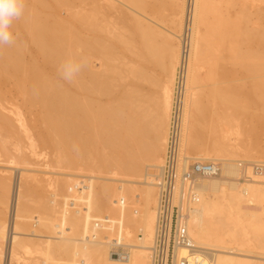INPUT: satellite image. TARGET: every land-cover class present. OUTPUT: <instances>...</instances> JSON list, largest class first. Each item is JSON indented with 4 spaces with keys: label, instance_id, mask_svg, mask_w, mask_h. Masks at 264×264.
I'll return each instance as SVG.
<instances>
[{
    "label": "bare ground",
    "instance_id": "1",
    "mask_svg": "<svg viewBox=\"0 0 264 264\" xmlns=\"http://www.w3.org/2000/svg\"><path fill=\"white\" fill-rule=\"evenodd\" d=\"M81 1L86 2V0ZM100 1L102 0H90L93 7L88 12H81L77 9L79 6H74L72 0H32L29 10L25 11L26 14L23 15L26 19L23 27L27 31L25 42L14 38L15 42L9 49L11 51L8 50L11 53L8 59L19 71L21 54L30 53V59L25 60L26 72L23 71L25 72L23 77L27 84H30H28V88L31 87L29 91L33 99L37 97L36 94L38 97L40 94L43 98L41 96L39 98L43 101L49 100L48 107L47 104L45 107L47 109L50 106L53 111L49 108L46 112L50 113H46L43 109L45 115L43 112L41 117L46 120L48 125L50 124L48 126L50 129L59 131L60 134L64 132L62 143H67L64 147L75 144L80 153H91L87 156L93 163L95 161L94 164L97 166L92 164L94 169L98 167L102 172L111 175L126 171L133 178H144L147 186L127 188L105 185L106 187L101 189L103 193L107 191V195L109 194L107 196V213L114 216L115 222L90 224V227L82 229L79 217L63 215L67 209L64 210L65 212L63 211L62 216L60 212L58 213L59 218L55 212L54 219L57 220L52 219L48 223L58 227L55 239L61 240L60 245L67 248V250L59 252L58 258H56L54 252L46 245L45 239L40 238L42 236L41 229L36 230L37 233H40L37 234L38 240H36L37 236L34 239L33 232L24 227L27 225L25 222L18 223L17 214L21 211H28L29 207L22 197H27L25 195L31 193L29 190H26L29 192L25 195L20 192L18 188L20 175L18 174L17 184L15 187L13 186L11 194L13 195L14 192L16 194L14 205L16 218L15 233L10 245L9 264H152L159 204L157 185L160 184L158 182L162 178L164 159L163 156L159 157V147L158 151L155 149L159 155L150 148L151 152H145L148 145L144 140V135L147 134L151 124L148 122L149 115L140 103L143 94L136 85L134 88L131 87L132 89L129 87V90L122 89L123 80L129 70L125 67L129 65L124 66L126 63L124 60H122L124 63L121 61L119 54L129 48L137 58L141 47L144 49L143 53L145 50L148 53H153V58L157 63H161L167 75V80L165 79L166 81L162 85L163 89L161 88V97L159 96V99L161 98L158 108L160 111L159 114L157 113L159 124L156 122L163 132L161 150H167L166 142H168L167 135L172 118L176 75L179 66L184 61V63L186 62V80L180 118L179 175L180 178H183V172L190 161L189 158H197V161L210 160L219 166L217 174H206L198 178L195 201H187L182 192L178 193L176 198L181 212L186 214V226L191 238L198 246L204 248V255L199 257L195 264H264V139L262 141V134H264V25L249 26L250 13L244 0H175L174 5L176 4L177 10L175 12L180 16L173 22L177 26L175 29L179 30L159 31L151 22H147L140 16L128 19L131 21L130 23L125 21L124 30H120L121 28L118 29L114 19H101L100 7L103 4L100 6ZM115 1L126 4L123 0H111L109 5L117 8ZM125 1L143 11L150 8L158 9L155 0ZM190 2L192 12L191 19H189L190 27H188L187 19L189 17L186 19L184 13L188 10ZM240 3L243 4V8L239 15L232 16L226 11L225 5ZM261 4H263L262 0ZM60 6H65L62 7L63 10L66 7L70 10V15L67 18L61 16ZM81 7L80 4L79 8L81 9ZM183 15L186 19L184 26ZM260 16L264 19V8L260 11ZM80 21L85 29L84 36L80 33L82 31V29L80 31V25L78 26ZM17 27L20 26L17 25ZM182 27H184V32L180 34L178 31L183 30ZM19 37L21 38L20 35ZM186 47L187 52L185 51ZM24 49L27 50L26 53H23ZM2 55L4 56V54ZM95 56L102 59L101 69L97 70L94 67L93 58ZM0 57L2 56L0 55ZM68 58L85 62V66L71 83L64 81L58 71L61 63ZM137 60L133 62L135 64L131 66L130 72L134 77L143 78L145 76L144 78H148L146 72L144 73L145 69L143 70L138 64L140 61L136 63ZM9 61L6 62L9 63ZM204 70L205 73H203ZM240 74L247 80L242 84H237L236 81L239 80ZM200 81L210 86L204 108L199 106L201 101H199L197 88ZM70 87H75L76 93L75 88ZM23 95L25 97V93ZM103 96H108L109 102L103 103L101 99ZM38 97L37 99H39ZM47 97L51 99V102ZM52 97L55 99L57 97V100H52ZM66 99L68 103L65 102ZM59 100L66 104H60ZM69 101H71L70 104ZM199 107L204 109V113L205 109L207 111L208 137H210L207 151L213 153L214 157H191L186 154L187 150L185 151L190 145L193 125L197 122V120L194 122L197 119L195 115ZM15 114L19 125L28 131L20 111ZM13 122L8 118L5 121L8 127L13 126ZM156 124L154 127L157 129ZM6 126L4 127L6 128ZM234 130H237L238 136L245 137L242 144L246 145L247 154L242 155L241 151L239 153V146L242 145L241 141L243 140L240 141L239 137L234 139L231 136ZM59 133L58 135H60ZM30 142L34 147L35 140L31 139ZM101 142L106 144L104 152H101L98 146ZM94 147V151L98 149L97 153L101 152L102 154H99V159L97 156L96 160L94 156H91L93 153L97 155L95 152L92 153ZM67 148L70 149V147ZM75 151H77L76 148ZM181 151L183 156H181ZM63 153L64 151L59 152L60 158L63 155L65 160L70 161L73 155L69 154L70 158L68 159ZM72 153L77 155V152ZM87 156H83L85 160L88 158ZM77 157L79 156L77 155ZM12 158L16 159L14 155ZM63 158L60 161H63ZM142 158L148 163L142 164ZM74 159H77L76 156ZM155 159L157 162H153ZM89 160L87 159L86 162ZM67 162L59 164L63 166L67 165ZM81 162L83 161L81 160ZM243 162H247V164L242 168L245 164ZM71 165L74 164L71 162ZM148 166L161 168L159 179L157 173L147 172ZM65 183L67 184V181ZM83 184L82 186H84ZM50 185L52 186V183ZM73 186L70 185L67 188L73 192L72 195L75 199L82 198L83 194L88 192L91 196L90 206L92 208L102 203L99 196L102 193L99 194L94 185L85 183L82 191L77 187H75L77 190L73 191ZM12 199L13 196L9 211L12 207ZM137 202L141 209H133ZM39 217L36 220L39 225L47 223L46 219ZM131 225L138 226L137 228L144 231V236L135 237L132 239L133 242L130 239L132 243H128L124 241L125 236L123 237L122 233L124 232L123 235L127 234L129 237L132 236ZM22 227L26 230H23ZM2 231L3 234L0 235L1 259L4 242H6V229ZM25 231L32 233L28 236L29 232ZM79 231L85 232L88 237H75L77 240L85 242L80 245L76 243L74 246L78 247L79 245V249H74L70 242L71 239H74L73 234ZM114 239L121 240L122 243L128 245L129 258L122 259L111 255L110 248ZM181 254L186 255L187 250L182 249Z\"/></svg>",
    "mask_w": 264,
    "mask_h": 264
},
{
    "label": "rangeland",
    "instance_id": "2",
    "mask_svg": "<svg viewBox=\"0 0 264 264\" xmlns=\"http://www.w3.org/2000/svg\"><path fill=\"white\" fill-rule=\"evenodd\" d=\"M28 1H29V3H28ZM72 1H73L74 6H76V7L77 6L80 7V4H81V6L83 8L82 7H81V9L79 7L77 8L81 12H88L89 9H91L93 7L92 2H90V0H86V2L81 1V0H78L79 2L78 1L75 2L76 0L75 1L72 0ZM123 1L126 4L119 3L117 1H115L117 3V8H114L111 5H109L111 0L100 1V6H102L101 4H103V6L100 7L101 19H105V18L112 19V20L114 19L113 21L117 22L118 29L121 28L120 30H124V25L126 24V22H129V23L131 22L128 19H134L135 16H140L142 19L144 18L147 22H149V23L151 22V24L154 27L156 26L159 31L168 32L169 30H175V31L179 30V29H175V28H177V26H176V24H174V22L177 20V17L180 16L176 13L177 12L176 4L174 5L175 0H155L154 2H155V5H157L158 9L153 10L152 8H150V9H147L145 11L138 9L137 7L133 6L131 3H129L125 0H123ZM31 2H32V0H27V1L25 0V9L27 8L26 10L24 9L25 14H26L27 10H29V8L31 6ZM26 3H28V4H26ZM78 3H80V4H78ZM244 3L247 5L246 7H248V10L250 13L249 26L250 27H257V26L260 27V25L263 26L264 25V19L260 16V11L264 8L263 7L264 1L262 0L263 4H261V0H253V1L252 0H250V1L244 0ZM190 4H191V2H190ZM190 4L188 5V8H187L189 11L186 10V13H184L186 19L189 17L187 19V23L189 22L188 27H190V20L189 19H191V12H192V4L191 5ZM85 5H86V7H85ZM62 7H65V6H60L59 10H61V11H59V10L58 11L60 12L62 17L66 16L65 18H67L70 15V10H68L67 7L65 8L66 10L65 9L63 10ZM225 7H227L226 11H228V13L230 15L237 16L240 14V12L243 8V4L242 3H240V4H229L227 6L225 5ZM60 8H62V9H60ZM187 11H188V13H187ZM25 14H23V15H25ZM103 14H104V16H103ZM105 14L106 15L108 14V15L106 16ZM184 15H183V17H184ZM185 17L183 18V26H184V23L186 22ZM25 20H26L25 16H22L21 19L18 21L19 24H18L17 20H15L11 26V31L13 33L14 38L19 39L20 41L22 40V42H25V38H26L25 35L27 34L25 27H23V23L25 22ZM15 22H17V24H15ZM82 24L83 23L81 21L78 22V26L80 25L79 26L80 31L82 29V31L80 32V33H82L81 35L85 34V29H84V26ZM17 25L20 27H17ZM18 28H19V30H18ZM182 29L183 30L178 31V33L183 34L182 32H184V27H182ZM19 35L21 36V38L19 37ZM22 35H24V36H22ZM160 41H161V38H160ZM4 47H6V49H4ZM11 47H12V45L0 46V48H1L0 49V55L2 56V57H0V63L3 59H6L5 61L3 60V62L0 64V108H1L0 109V235L3 234L2 230L6 229V231H7V219H8V215H9V207H10V203H11V198L13 196V195H11L12 189H13V186L15 187L17 184V180H18L17 177H19L18 176V174H19L20 175V179H19L20 183H19L18 188H19L20 192L23 193L24 195H25V193L27 194L29 191L31 193H29L30 195H25L27 197H22V199L23 198L25 199V201L29 205V207H28V211H21V212H19V214H17V220L19 221L18 223L20 224V222L21 223L25 222L28 225V227H27V225H24V227H26V229L28 228V230L32 231L33 233L29 232V231H28L29 233L27 231H25V232L28 233V236L32 233V237H34V239L37 236V234L41 233L42 236H40V238L45 239L46 245L48 247H50V249L54 252L55 257L58 258V253L61 251L67 250V248L60 245L61 240L55 239V235L57 234V228L58 227H56V225H53V224L51 225L48 222H51L52 219L57 220V219H54V217L59 212L62 216V214L65 212L64 210L67 209V211L63 214L64 216L75 215L76 218L79 217L81 219V221H80L81 225L83 226L82 229L90 227V224L92 225V224L100 223V222H115L116 219L114 218V216L107 213L108 212L107 211V198H108L107 196L109 194L107 195V193H108L107 191H104V193H103L101 191V189L103 190V187H106V186H109V187L110 186L111 187L112 186H115V187L121 186V187H127V188H143V187L147 186V183L145 182L144 178H142V179L133 178V177L129 176L126 171H122L120 173L113 174V175L104 173L101 170H99L98 167H96L97 165L94 164L95 161L93 163L92 160L91 161L89 160V157L87 155H89L91 153H89V154L80 153L75 144H74V146H73V144H69L71 146L68 145V146L64 147L67 144V143H65V144L62 143L63 142L62 139L64 137V135H63L64 132L61 133L62 134L61 135L59 133V131H54L53 129H50L48 127L50 124L48 125L45 122L46 120H44L41 117V115L44 112L43 109H45V112H46V110L50 108V106L47 109L45 107L46 104H47L46 106L48 107V105H49L48 101L49 100H46V102H45V100L43 101V99L39 98L41 96L40 94H39V97L37 94H36V96L41 100L37 99V97H35V99H33L30 96V91H29V89L31 87L28 88V86L30 84L28 83L29 84L28 85L25 77H23V76H25V74H23V73L26 72V66L24 64L26 61H28V59H30L29 58L30 53L29 52L26 53L27 50L24 49L23 53H26V54H21V57H20V63H21L20 66L21 67L19 66V71H18L10 63V61L8 59V57L10 58V55H11V53L9 52V51H11V50H9ZM1 50L3 51V53ZM131 52L132 51H130L129 48L128 49L126 48L125 51H123L122 53H119L121 56V61L124 60L126 63V64H124V66L129 65V66L125 67V68H128L129 70L127 69L128 70L126 72L127 74L125 75V79L123 80L125 87L123 86L122 89L125 88V89L129 90L131 87L134 88L136 85V87H138V89L141 90L140 92H142L143 96L141 98L142 100L140 103H142V105L145 107V110H146L147 114L149 115L148 122H149V124L151 123L150 124L151 126L149 125V129H148L147 134L144 135V137H145L144 140H145L146 144L148 145L147 146L148 148H147V150H145V152L146 151L151 152L149 150V148L151 150L152 149L155 150L159 147L158 149H159L160 155L157 152L158 149H157V151L155 150L156 151L155 153L157 155H159V157L163 156L162 158L165 161L166 149L161 150V148H160L161 147L160 146L161 138H162L163 132H162V129H159V127H158L159 117L157 118V116L159 114L158 112L160 111L158 109L159 108V100L161 99V98L159 99V96L161 97V94H162L161 90L163 89L162 85L167 80L166 79L167 75H166L165 69L162 67L161 63L160 62L157 63L155 58H153L154 56H153L152 52L148 53V51L145 50V53H143L144 49L141 47V50L139 51V55L137 56V58H136V55H134L135 53L132 54ZM1 53L4 54V56ZM24 55H25V57H24ZM150 57H152V58H150ZM135 60H137L136 63L138 61H140V62H138V64L140 65V67H142L143 70L144 69L146 70V71L144 70V73L146 72L145 74L148 75V78H144L145 76L143 77L144 79L140 78V77H134V75L130 72V68H131V66H133L135 64V63H133V62H135ZM6 61L7 62L9 61V63H7ZM124 61H122V62L124 63ZM8 64L11 65L10 68H9ZM93 64H94L95 69H97V70L101 69L102 68V59L99 56H95L93 58ZM21 68H22V70H21ZM24 70H25V72H23ZM10 72H12L13 74ZM14 72H15V74H14ZM18 72H19V74H18ZM203 73H205V70L203 71ZM7 74H8V76H7ZM129 74H130V76H129ZM6 77H7V79H6ZM15 78H17V79H15ZM136 78H138V79L136 80ZM139 80H140V82H139ZM245 80H247V78H244V77L242 78V75L240 74L239 80H237L238 82L236 81V83L242 84L243 81H245ZM209 87L210 86H208L206 83H204L202 81H200L198 83V88H197L199 90L198 96H199V101H201L199 106H202L203 108L206 107ZM70 88H72V87H70ZM73 88H75V87H73ZM119 88L121 90V87H119ZM63 89L66 90V88H63ZM67 91H69V90L67 89ZM22 92L25 93V97H23L24 95ZM70 92H71V90H70ZM75 93H76V88H75ZM31 95H32V93H31ZM33 96H35V95L33 94ZM41 97L43 98V96H41ZM106 97L103 96L101 98L103 103L109 102L110 99L107 100L108 96H106ZM48 99H50V98H48ZM52 100L56 101L57 97H56V99L53 98ZM54 101H52V102L54 105H56ZM59 101H60V104L64 103L63 100H62L63 103H61V100H59ZM50 102H51V99H50ZM65 102H67V99L65 100ZM30 103H33V104H30ZM70 103H71V101H69V104ZM50 104H52V103H50ZM60 104H59V106H61ZM64 104H66V103H64ZM73 104H75V103H73ZM202 104H204V105H202ZM54 105H52V106H54ZM62 106L64 107L65 105H62ZM28 107H31L32 109L28 108ZM202 107H199V110L197 109V111H196L195 118H197V119H195L194 122H196V120H197V122H196V124L193 125L194 130L192 129V132H191L192 137H191V140L189 143L190 145H188V148H186L185 151L187 150L186 154H188L191 157H195V156L196 157H203V156L204 157H211V156L214 157L215 155H213V153H210L209 151H207V145H208V142L210 140L209 139L210 137H208L209 136V129H208L209 127H207V125H208V121H207V117H206L207 111L205 109V113H204V109ZM17 108L18 109L20 108V109L18 110ZM57 108L59 109V107H57ZM201 108H202V110H201ZM51 110L53 111V109H51ZM19 111L23 115L24 122H25V124H27V127H28V131L24 130V128H22L16 120V114L15 113H17ZM56 111H54V112H56ZM5 112H6V114H5ZM45 112H44V115H45ZM46 113H50V112H46ZM9 116H11V117H9ZM7 118L10 119L11 121L12 120L14 121L13 126H11V127L6 126L7 123H5V121ZM203 120H204V122H203ZM156 122L158 124H156ZM1 124H3V125H1ZM155 124L158 127L157 129L155 128L156 127ZM4 126H6V128ZM168 129H169V125H168ZM29 130H31V131L29 132ZM193 131H197V132H193ZM25 132L27 134L28 133L29 134L27 135ZM58 133L60 135H58ZM194 133H195V135H194ZM233 134L231 136L234 139H237L239 137L238 139L240 141L243 140V141H241V144H242V142H244L245 137L241 134H239V135H241V137L238 136L237 130L236 131L234 130ZM48 135H49V137H48ZM168 135H169V131H168ZM168 135H167V139H168ZM29 137H30V139H29ZM235 137H237V138H235ZM262 137L261 138L263 141L264 134H262ZM31 139L33 141L35 140L34 147L31 146V142H30ZM55 139H57L58 141ZM48 141H49V143H48ZM54 141H55V143H54ZM196 142H197V144H196ZM238 143H240V142L238 141ZM100 144L98 145L100 148L99 147H97V148H99L101 152H104L106 144L102 143V142ZM202 144H204L205 146ZM67 147H70V149ZM74 147L76 148L77 151H75ZM72 148H74L73 151H72ZM242 148H244V149H242ZM64 149L66 150V152ZM102 149H103V151H102ZM68 150L69 151L71 150L70 151L71 153L77 152V155L79 157L81 154L80 159L83 162L80 163L81 160L79 159V157H77L76 154H73V153L71 154ZM94 150H95V147H94L92 153L93 152L97 153V151H99L98 149H96L97 151H94ZM182 150H183V152H185L184 149H182ZM62 151H64L63 154H66V156H67L66 158H68V159L70 158V157H68L69 154H70V156L73 155L74 158L76 156V158L78 160L72 158L73 156H71V158H70V161L72 159L71 162L74 165H71V162L69 160H65L63 158L65 156L62 155L63 157L61 156V158H60L59 152L62 153ZM240 151H241L242 155L247 154L246 145L244 143L241 146H239V153H240ZM101 152L97 153V155L93 153L91 156H94V159L96 160L97 156L99 154H101ZM5 153L9 154V155L6 156ZM183 154L185 155V153H183ZM13 155H14V158H16V159L12 158ZM84 155L88 157L87 159L90 162L89 161L86 162L87 159L86 160L84 159V157H83ZM198 155H200V156H198ZM91 156H90V158L92 159ZM181 156H183L182 151H181ZM62 158L64 160L60 161ZM11 159H13V160H11ZM98 159H99V156H98ZM144 159H147V158L144 157ZM144 159L142 158V161H143L142 164L148 163V161H147L148 159L147 160H144ZM189 160L190 161L188 163L191 164L194 161H196L197 158H195V159L189 158ZM64 161H68L69 163L67 162V165H69V166H67V165L62 166L61 164H59V163L64 162ZM98 161H96V162H98ZM145 161H147V162H145ZM149 161H150V159H149ZM205 161L210 162V160H205ZM218 161H220V160H218ZM153 162H157V160L155 159ZM90 163H91V165H90ZM243 163H245V164H243L242 168L246 167L247 162H243ZM62 164H64V163H62ZM88 164L90 166H87ZM92 164L96 165L95 169H94V165H92ZM71 166H73V167H71ZM88 167H89V169H88ZM146 170L149 173H157L158 174L157 178L158 179L160 178L159 174L161 173V168L159 166H148ZM66 181H67V184L65 183ZM242 181H244V180L242 179ZM81 182L84 183L83 184L84 186H85V183L86 184L88 183L90 185H94V187L97 189V192L99 194L102 193L101 195H99L100 199L102 201V203L99 206H95L94 208H92L90 206L91 196L88 192H85L83 194L82 198L75 199L74 196L72 195L73 192L71 190H68V188H67L68 186L74 185L73 191H76L77 188H79L80 191H82V187H84V186H82ZM51 183H52V186L50 185ZM157 186H159V185H157ZM75 187H77V188L75 189ZM158 188L159 187H157V189ZM26 190H29V191H26ZM157 194L159 195V189H158ZM22 199H21V201H22ZM118 203H119V200H118ZM138 203L139 202H137L133 206V209H138V208L141 209L140 204H138ZM136 205H138L139 207H137ZM35 209L37 210L38 213L40 212L39 213L40 215L35 211ZM39 209H40V211H38ZM76 210H78V211H76ZM55 212H56V215H55ZM39 216H41V218L43 217L42 219H44V220L46 219L45 221L47 223L44 225H39V222L36 221L37 219L40 218ZM59 217H60V215L58 214V218ZM77 220H79V219H77ZM97 221H99V222H97ZM54 224H56V223H54ZM131 226L133 228V229L131 228V231H133V232H131L132 236L129 237L127 234L123 235L124 232L122 233V236L123 237L125 236L123 238L124 241L125 242L127 241L128 243H132L133 242L132 239H135V237H143L144 236V231H141L140 228H137L138 226H135V225H131ZM133 226L136 228H134ZM26 229L23 228V230H26ZM38 229H41L42 232L40 231V233H37V231H39ZM73 237H74V239H71V242H70V244H73V245H71V247L74 249H79V245L84 243L85 241H81L79 239L77 240L76 238L77 237L87 238L88 235H86L85 232L79 231V232H76L75 234H73ZM127 238H129V239H127ZM130 239L132 242L130 241ZM36 240H38V236H37ZM76 243H79L78 247L74 246V245H76ZM4 246H5V242H4ZM0 260H1L0 262H2L1 258H0ZM0 264H2V263H0Z\"/></svg>",
    "mask_w": 264,
    "mask_h": 264
},
{
    "label": "built area",
    "instance_id": "3",
    "mask_svg": "<svg viewBox=\"0 0 264 264\" xmlns=\"http://www.w3.org/2000/svg\"><path fill=\"white\" fill-rule=\"evenodd\" d=\"M188 47V44H186ZM187 47L185 51L187 52ZM186 62L182 61L176 75L172 118L169 129L167 150L163 165V174L159 184V204L157 211L156 235L152 250V264H195L204 255V248L198 246L191 238L186 226V214L181 212L176 201L178 193L182 192L187 201L196 198L197 180L206 174H217L219 166L213 162L194 161L185 168L183 178H180V118L183 106V92L186 80ZM179 179H181L179 181ZM7 219L6 242L2 252V264H9V252L15 233V198ZM99 222V221H97ZM128 245L114 239L111 243V255L126 259L130 252ZM187 254L182 255L181 250Z\"/></svg>",
    "mask_w": 264,
    "mask_h": 264
},
{
    "label": "clouds",
    "instance_id": "4",
    "mask_svg": "<svg viewBox=\"0 0 264 264\" xmlns=\"http://www.w3.org/2000/svg\"><path fill=\"white\" fill-rule=\"evenodd\" d=\"M24 9L25 0H0V46L15 42L11 26L15 20L23 16ZM84 66L85 62L68 58L61 63L58 71L64 81L71 83Z\"/></svg>",
    "mask_w": 264,
    "mask_h": 264
}]
</instances>
